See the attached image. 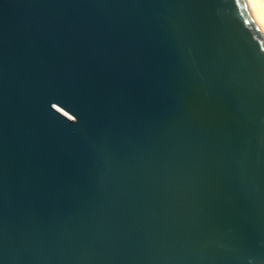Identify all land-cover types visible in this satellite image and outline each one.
Returning a JSON list of instances; mask_svg holds the SVG:
<instances>
[{
	"label": "water",
	"instance_id": "95a60500",
	"mask_svg": "<svg viewBox=\"0 0 264 264\" xmlns=\"http://www.w3.org/2000/svg\"><path fill=\"white\" fill-rule=\"evenodd\" d=\"M0 264H264L244 0H0Z\"/></svg>",
	"mask_w": 264,
	"mask_h": 264
},
{
	"label": "bare ground",
	"instance_id": "6f19581e",
	"mask_svg": "<svg viewBox=\"0 0 264 264\" xmlns=\"http://www.w3.org/2000/svg\"><path fill=\"white\" fill-rule=\"evenodd\" d=\"M259 27L264 31V0H244Z\"/></svg>",
	"mask_w": 264,
	"mask_h": 264
}]
</instances>
